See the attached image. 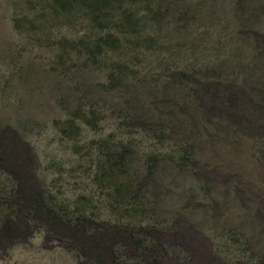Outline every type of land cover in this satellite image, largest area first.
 Masks as SVG:
<instances>
[{
  "label": "rangeland",
  "instance_id": "rangeland-1",
  "mask_svg": "<svg viewBox=\"0 0 264 264\" xmlns=\"http://www.w3.org/2000/svg\"><path fill=\"white\" fill-rule=\"evenodd\" d=\"M121 1L135 29L91 56L64 42L100 34L86 10L0 0V227L23 189L145 228L105 264H264V0ZM107 156L152 212L119 204ZM0 264L90 262L31 224Z\"/></svg>",
  "mask_w": 264,
  "mask_h": 264
},
{
  "label": "trees",
  "instance_id": "trees-1",
  "mask_svg": "<svg viewBox=\"0 0 264 264\" xmlns=\"http://www.w3.org/2000/svg\"><path fill=\"white\" fill-rule=\"evenodd\" d=\"M50 4V11L54 15L86 10L92 17V23L98 27L100 34L64 40L65 44L70 45L74 50H85L91 56L98 55L106 49H115L119 43L118 34L134 30L136 27L133 13L123 7L121 0H50ZM115 14H117L116 18ZM66 127L70 131L78 129L74 122H68ZM101 169L105 172L106 178L115 176L120 179L112 191L121 199L119 204L125 205V200H128L127 202L135 207L134 211L137 215L146 210L152 212L153 203L142 197L137 188H132L130 182L125 181L124 159L121 156H107ZM13 204L16 207V216L1 225V241L17 240L28 232L31 224H35L43 230L47 239L54 238L62 242L90 264H105L107 257L112 258L113 244L129 246L130 243L132 244L131 235L136 231L131 227L123 229L104 225L83 212L78 213L74 218L70 217L69 213L61 214L50 200L35 191L33 193L20 190ZM138 228L136 233H144L145 228ZM135 244L137 247L141 246V240L137 239Z\"/></svg>",
  "mask_w": 264,
  "mask_h": 264
}]
</instances>
